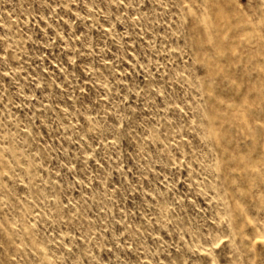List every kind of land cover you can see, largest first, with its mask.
Wrapping results in <instances>:
<instances>
[{
	"label": "rangeland",
	"instance_id": "rangeland-1",
	"mask_svg": "<svg viewBox=\"0 0 264 264\" xmlns=\"http://www.w3.org/2000/svg\"><path fill=\"white\" fill-rule=\"evenodd\" d=\"M0 264H264V0H0Z\"/></svg>",
	"mask_w": 264,
	"mask_h": 264
}]
</instances>
